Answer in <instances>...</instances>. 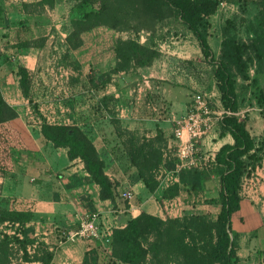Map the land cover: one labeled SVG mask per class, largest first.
Instances as JSON below:
<instances>
[{
    "label": "crops",
    "instance_id": "0c3cea01",
    "mask_svg": "<svg viewBox=\"0 0 264 264\" xmlns=\"http://www.w3.org/2000/svg\"><path fill=\"white\" fill-rule=\"evenodd\" d=\"M36 1H0V95L7 105L21 108L25 98L17 74L21 67L29 78L30 99L38 104L35 122L26 127L14 119L12 126L26 137V145L14 151L10 170L0 173V210L29 212L31 218L23 223L3 221L0 231L28 241L26 250L30 254L50 252L48 264H106L109 245L107 250L97 240L64 241L63 233L76 228L91 213L98 214L115 229L141 212L164 219L181 217L192 206L202 210L206 206L202 201L185 200L181 192L180 196L163 198V192L171 185H164L158 175H175L172 183L179 189L190 190V185L196 183V191L203 193L207 182L214 176L218 181L223 173V167L214 161L215 152L221 145L231 144L232 139L221 128L202 138L199 144L204 159L198 170L172 174L175 159L160 162L151 170L156 185L148 191L127 153L136 146H145L149 140L159 148L161 156L173 149V123L184 114L192 94L197 92L195 83L190 78L168 79L160 72L150 75L152 67L113 72L118 34L103 26L81 32V43L70 49L73 62L79 65L75 75L64 65L43 64L37 60L40 50L36 41L41 37L51 41L55 33L51 23L46 24L43 19L26 31L5 27L7 13H21L20 19L27 21L33 16L29 13H51L33 11L30 4ZM6 42L26 43L21 63L6 60V51L10 49H5ZM59 72L65 75L60 76ZM78 79V84L71 83ZM80 86L85 88L79 89ZM42 121L51 126H76L83 132L103 161V173L115 184L112 200L100 198L99 186L79 158L69 159L66 147H53L43 138ZM157 131L161 139L153 141ZM127 190L133 194L131 201L120 197ZM230 229L235 237L236 264H264V206L241 198L238 210L230 216ZM5 264L43 263L16 260Z\"/></svg>",
    "mask_w": 264,
    "mask_h": 264
},
{
    "label": "trees",
    "instance_id": "16d2710c",
    "mask_svg": "<svg viewBox=\"0 0 264 264\" xmlns=\"http://www.w3.org/2000/svg\"><path fill=\"white\" fill-rule=\"evenodd\" d=\"M221 2L222 0H139L141 13H138L137 21L132 28L136 31L139 29L152 31L155 22L167 17L179 19L197 40L201 54L208 57L213 64L212 75L222 108L236 113L239 109V101L249 94L252 95L255 103L262 107L261 115H264L262 87L264 83V0H256L255 21L248 27L249 37L246 40L237 39L230 33L227 26L224 27L219 59L213 61L208 45L198 27L214 13ZM82 3L86 4V0ZM107 12V6L101 2L97 9L84 12L80 19L75 20V24L78 25L92 17L111 14L114 23L103 25L117 29L115 24L119 22L117 14ZM88 29L89 27L77 28L75 35L78 36ZM76 38L77 41L71 46L72 48L81 43L80 39ZM113 50L116 59L113 72L128 68L149 67L158 56V52L148 38L143 43L135 39H117ZM250 70H252L251 74ZM17 74L21 93L27 97V73L23 68L18 67ZM15 116L13 108L4 102L0 95V124L6 123ZM219 128L229 133L232 143L221 145L214 154V161L223 167V173L218 177L217 200L204 202L209 206L214 205V218L208 216L209 211H206L204 207L201 210L194 206L179 218L164 220L141 212L127 219L123 227L112 230L107 260L121 264H236L235 237L230 229V216L239 207L240 180L246 172L247 160H252L255 157L254 152L264 145V135L259 140V146L255 147L254 139L245 127V119L240 120L235 114L223 115ZM40 132L53 147H66L69 159L77 157L81 160L86 173L99 186L100 198L113 199L115 184L103 173V161L79 128L64 125L51 126L43 122ZM6 139L11 140L17 147H21L17 131L7 124L0 126L1 172L10 170L9 157H4L8 150V146L3 143ZM160 139L157 131L153 141ZM127 154L137 168L145 187L148 191H152L156 183L147 175H151V170L160 161L159 148L154 147L152 140H149L145 146L144 144L136 146ZM176 188L175 185L168 188L163 192L162 197H171ZM197 189L196 183L190 185V190ZM30 218L29 212L0 210V223L3 221L23 223ZM149 235L154 236V241L144 246L143 242ZM9 239H13L18 245L21 261H39L43 264L51 261L50 252L41 250L39 253L30 254L26 250L28 241L3 233L0 239V264H5L9 260ZM169 259H172V262Z\"/></svg>",
    "mask_w": 264,
    "mask_h": 264
},
{
    "label": "rangeland",
    "instance_id": "374dc122",
    "mask_svg": "<svg viewBox=\"0 0 264 264\" xmlns=\"http://www.w3.org/2000/svg\"><path fill=\"white\" fill-rule=\"evenodd\" d=\"M1 1V0H0ZM12 3L21 4L23 1L29 0H10ZM83 0H37L30 8L37 12H51V13H29L33 15L32 18L27 21L20 19L21 13H7L6 28L18 27L21 30H27L28 27H36L37 24L43 19H46V24H52L51 27L55 30L51 41H45L43 37L36 41L38 44L39 53L37 54V60L43 62L49 66L64 65L69 70L76 73L79 70V65L73 62L70 49L75 44L79 35L76 36L77 28H93V27H106L103 24L114 23L112 21L111 14L92 17L88 20L80 22L78 25L75 24L76 19H80L84 12L97 9L101 2H104L107 6V13H116L119 22L115 23L117 29L109 28L114 30L118 34V39H135L139 43H143L146 38L149 39L151 45L158 52V56L153 60L151 74L157 72L163 74L168 79H174L175 77L190 78L191 82L195 83V89L197 92H205L210 99L211 106L213 109H222L221 103H217L219 100V92L216 86L215 79L212 75L213 64L209 61L208 57H204L198 47L197 40L187 27L175 17H167L158 22L154 23L152 31H146L145 29L134 30L132 26L137 21L138 13H141L139 7V0H86V4L82 3ZM3 15L2 13H0ZM256 15V0H222L218 4L216 10L212 15L207 17L198 27L200 33L204 37L208 48L210 50L213 61L219 59L220 53V42L222 40V30L224 27H228L230 33L240 40H246L248 35V27L250 23H254ZM34 18H37L36 20ZM229 25V26H228ZM91 26V27H90ZM16 42L14 44H7L5 49L10 48L6 51V60L19 61L22 60V48L27 47L25 42ZM25 44L24 46H21ZM5 51V50H4ZM151 69V68H150ZM252 70H250V74ZM28 77V75H27ZM69 77V76H68ZM71 78H77V76H71ZM79 83L77 81L71 82L72 84ZM264 89V83L262 84ZM29 88V78H28ZM85 88L80 86L79 89ZM74 93V92H71ZM214 103H217L215 106ZM239 109L235 113L238 119H245V125L248 129V133L254 139L255 147L259 146V140L264 135V115H261L262 107L255 103L252 95L247 94L244 98L239 101ZM38 104L30 99V94L23 99V103L20 109H15V118L19 119L21 125H28L36 121L34 113L37 112ZM7 121L9 127L13 128L14 119ZM39 118V116H38ZM22 126V127H23ZM27 127V126H26ZM25 127V128H26ZM18 137L20 139L21 147L26 145V137L24 138L16 128ZM29 129V128H28ZM31 133V132H30ZM8 146L7 153L4 157H9L8 166L11 167L14 151L21 149L17 147L11 140L6 139L3 142ZM170 152H160V161L156 165L158 167L162 162H169L174 158V150L168 149ZM255 157L252 160H247L246 172L240 180L239 195L242 199L249 200L250 202L255 201L257 205L264 206V145L254 152ZM161 162V163H160ZM162 164V165H163ZM5 172V171H4ZM1 172L0 173H4ZM154 179V175H147ZM160 180L166 185L165 175L160 176ZM174 183H168V188L172 187ZM217 177L210 179L207 182L205 192L190 191L188 189L176 188L174 196L180 192L184 194L185 200H200L203 203L206 200H217L218 191ZM167 188V189H168ZM166 189V190H167ZM165 190V191H166ZM169 197L170 199L172 198ZM202 203V204H203ZM204 205H206L204 203ZM206 205L204 209L208 212L210 218H214L213 213L215 207ZM165 218H179V217H165ZM164 218V219H165ZM162 219V220H164ZM3 233L0 232V239ZM8 235V234H7ZM9 236H13L10 235ZM14 238H18L13 236ZM21 239V238H18ZM154 241V236H147L143 242L144 246ZM27 246V245H26ZM9 260L7 263L16 262L20 260L21 252L18 245L13 239H9ZM162 254L160 253V256ZM106 264H120L118 262L111 263L107 260ZM172 262V259H169ZM147 264V263H143Z\"/></svg>",
    "mask_w": 264,
    "mask_h": 264
},
{
    "label": "built area",
    "instance_id": "2783aa9c",
    "mask_svg": "<svg viewBox=\"0 0 264 264\" xmlns=\"http://www.w3.org/2000/svg\"><path fill=\"white\" fill-rule=\"evenodd\" d=\"M52 67V66H51ZM60 76L65 75L59 72ZM63 74V75H61ZM235 114L225 109H213L208 95L200 92L192 94L189 106L184 114L173 123L172 140L174 149L175 163L172 174L183 170L201 169L203 166V156L200 144L202 138L218 133L219 122L223 115ZM45 122L42 121L41 124ZM46 123V122H45ZM163 171L162 169H159ZM165 175L168 183L175 180V175L161 172ZM161 176V175H158ZM120 197L125 201H131L133 194L131 191H123ZM111 224H106L96 213L84 216L77 224L76 228L63 233L64 241L74 239H88L100 241L108 249L111 237ZM1 233H5L0 231ZM18 237L17 235H14ZM19 238V237H18Z\"/></svg>",
    "mask_w": 264,
    "mask_h": 264
}]
</instances>
